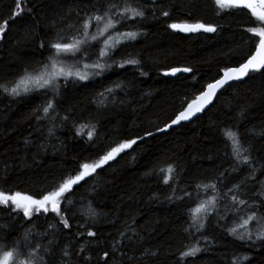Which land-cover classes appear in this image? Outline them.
<instances>
[{
  "label": "trees",
  "instance_id": "16d2710c",
  "mask_svg": "<svg viewBox=\"0 0 264 264\" xmlns=\"http://www.w3.org/2000/svg\"><path fill=\"white\" fill-rule=\"evenodd\" d=\"M115 2L121 7L131 3L145 16L119 26L121 31L139 35L120 44L115 52L109 49L111 58H104L108 64L103 74L83 69V63L98 61L102 46L89 40L79 52L57 57L86 70L87 81L59 79L55 82L58 93L34 90L12 96L0 91V191L38 198L62 175L97 159L115 142L138 139V143L87 177L76 186L74 195L69 194L73 203L61 206L69 229L51 212L34 215L29 221L22 212L0 206V245L7 243L11 248L12 242L21 240L22 244H39L41 251L54 248L45 256L48 264H62L65 248L71 253V264H231L244 255L250 259L243 264H264V242L241 243L229 234L234 227L245 231L240 224L251 211L248 205H233L230 197L235 193L238 199L258 203L255 193L264 181V136L260 135L264 130V74L252 73L224 89L191 124L158 134V128L203 86L221 76L226 66H238L254 48L253 41L258 44L259 37L245 31L253 22L250 13L220 9L214 0ZM12 3L0 0V20L9 15ZM107 3L26 0L22 16L10 21L0 39V83L11 87L9 82L18 81L26 69L34 73L50 66L54 50L47 45L82 38L77 28L85 14L103 10ZM163 11L170 15L163 16ZM170 23H203L216 31L183 34L169 28ZM42 42L46 47H40ZM127 59H138L140 64L119 67ZM177 66L191 67L193 72L176 78L163 75ZM53 96L55 111L37 122L34 110ZM92 126L96 135L89 141ZM228 130L242 137L250 166L234 158ZM149 131L154 135L147 137ZM140 136L146 139L139 140ZM168 165L175 171L165 184V173L159 170ZM252 168L255 179L249 175ZM237 183L241 187L230 192ZM213 198L216 202L209 204V215L193 216L200 204ZM89 208L95 210V218L88 215ZM194 219L203 223L200 231ZM254 224L248 227L254 230ZM29 228L32 232L24 241ZM88 230L97 236L87 237ZM82 246L84 253L79 252ZM192 247L202 251L181 260L182 253ZM105 252L109 253L107 260Z\"/></svg>",
  "mask_w": 264,
  "mask_h": 264
},
{
  "label": "snow or ice",
  "instance_id": "6c2138e0",
  "mask_svg": "<svg viewBox=\"0 0 264 264\" xmlns=\"http://www.w3.org/2000/svg\"><path fill=\"white\" fill-rule=\"evenodd\" d=\"M155 3V0H152ZM216 6L220 9H244L250 13V19L253 21L249 26L245 28V31L251 33L253 37H259V42L256 44L255 41L252 43L255 45L254 48L248 53L246 58L238 66H226L223 69V75H218L211 82H208L206 86H203L199 93L190 102L183 105L180 109L169 118V121L163 127H159V132H168L173 129L174 126H180L183 122L192 120L193 117L199 113H204L205 109L209 105H213L214 99L217 98V93L228 85L231 81H240L245 77L249 76V73H262L264 74V0H214ZM26 8V0H13L10 6L9 15L6 18L0 20V39L4 38L6 31L9 29L10 21H15L17 17H21L22 13ZM28 13L31 14L32 9H27ZM79 15V14H77ZM163 16L168 17L170 13L163 11ZM145 16L144 11L134 6L131 3L125 2L121 7L120 4L116 3L115 0H108L106 7L103 10L93 9L90 14H85L82 21L77 28V31L81 33L82 38H74L71 43L61 42L60 40L50 42L47 47L54 50V55L51 60V67L56 69L60 63L57 57L62 54H75L81 50V47L89 42L99 41L102 45L99 50V59L93 63H83V69H95L96 74H103L106 70L108 61L105 57H110V52H115L117 47L126 43L130 40H135L139 33L134 31H121L120 25L127 24L129 20H136L137 18L143 19ZM74 27V25H70ZM168 27L177 32H215L216 28L203 23L195 24H179L170 23ZM95 28V31H90ZM126 38V39H123ZM41 48L46 47L42 42ZM86 59V58H85ZM126 64L133 66L139 65L138 59H127L119 64V67L124 68ZM110 66V65H109ZM45 71H36L30 73L25 70V73L18 81L9 82L12 84L11 87L6 83H0V91L12 95L20 96L21 94H27L31 91H45L53 90L58 93L59 88L55 81L63 78L65 81L68 79H75L79 81H87L89 79V73L80 69H64L59 68L58 72L48 71V65L44 66ZM191 67H174L170 71H165V76H177V73H192ZM141 75H146L145 72H141ZM109 92L113 89L109 88ZM101 96L104 94L101 93ZM54 99L46 100L45 104L37 107L34 110V117L37 122L50 117L51 112L55 111ZM42 113V114H41ZM31 118V117H30ZM67 119V116H65ZM83 127V126H82ZM51 134V132H50ZM77 135H83L82 132L77 131ZM96 135L95 126H92V130L87 133L89 141L93 140ZM154 133L151 131L147 132L146 136H153ZM260 135L264 136V130H261ZM146 139L145 136H140L139 140ZM227 139L231 143L232 153L238 163L243 165H251L250 153L247 147L244 146V142L238 131L228 130ZM27 144L28 141H25ZM138 143V139H125L122 141L115 142L114 145H110L106 151L99 155L97 159L91 162H83L78 165L74 172H68L61 176L58 182H53L52 187L47 191H43L39 194L38 198H35L31 194H22L16 191L14 194H5L0 191V206L9 207L12 212H22L23 217L31 221L33 216H39L41 213L47 215L49 212L53 213L58 217V223L63 225L65 229L71 227L69 220L65 216V210L61 207L62 204H72L73 200L69 194L74 195L75 190H78L76 186L82 184L87 177H91L97 174L98 169L104 168L109 164L110 161L116 160L128 149H132L133 145ZM248 153V155H245ZM236 169H234L235 171ZM160 172L165 173L163 182L169 183L172 179V173L175 168L172 165H168L167 168H160ZM255 168H252L250 178L255 179ZM243 183V182H241ZM241 183L234 185V188H230L229 191L234 193V189L238 190L241 187ZM262 189L255 195L259 198V202L249 203L246 199H238L234 193L230 199L233 205H239L243 207L248 205L251 211L243 218V222L240 227L245 229L244 232H239L237 228L229 230V234L232 235L236 240L241 243L251 242L255 244L256 241L264 242V212L260 209L264 208V181L261 182ZM213 189L216 188L215 184H212ZM215 198L208 201L207 203L200 204L194 211L193 216L199 217L200 213L209 215V204L215 205ZM88 215L91 218H95V210L89 208ZM252 222L254 224V230L249 228L248 225ZM193 225L197 231H200L204 225L202 222H198L197 219L193 220ZM52 227V226H50ZM32 229L29 228L23 237L24 241L28 240ZM47 235V233H45ZM87 237H96L97 232L88 230L86 231ZM52 241L49 240V245ZM264 246V243H262ZM115 248V246H113ZM55 251L54 248H43L39 244H22L21 240L12 242L11 248L8 247L7 243L0 245V264H48L45 256L51 255ZM202 249L199 247H192L189 251H184L181 260L187 257H194L200 253ZM80 253L85 252V247L79 248ZM62 264H71V253L65 248L62 249ZM155 255V253H152ZM109 253H104V259L107 260ZM90 259V257H85ZM250 257L244 255L236 257L231 261V264H243V261L249 260Z\"/></svg>",
  "mask_w": 264,
  "mask_h": 264
},
{
  "label": "water",
  "instance_id": "95a60500",
  "mask_svg": "<svg viewBox=\"0 0 264 264\" xmlns=\"http://www.w3.org/2000/svg\"><path fill=\"white\" fill-rule=\"evenodd\" d=\"M177 32V31H176ZM179 33H183V34H189V33H185V32H179ZM190 33H195V32H190ZM181 74H184V73H177V76H175V77H172V76H165V77H167V78H176V77H178L179 75H181ZM250 74H252V73H249V75ZM223 75V74H222ZM221 75V76H222ZM246 78V77H245ZM244 78V79H245ZM244 79H242V80H240V81H231L228 85H225L224 86V88H222L218 93H217V96L224 90V89H226L227 87H229V86H231V85H234V84H238V83H240L241 81H243ZM215 100L216 99H214V101H213V103L215 102ZM212 105H209V107L207 108V109H205V112L211 107ZM203 113H199V114H197V116H195V117H193L192 118V120H190V121H188V122H183L181 125H187V124H191L192 122H194L196 119H198L199 117H201V115H202ZM180 125V126H181ZM178 126H174L173 127V129H175V128H177ZM170 130H172V129H170ZM169 130V131H170ZM162 133H165V132H159L158 131V134H162Z\"/></svg>",
  "mask_w": 264,
  "mask_h": 264
},
{
  "label": "rangeland",
  "instance_id": "374dc122",
  "mask_svg": "<svg viewBox=\"0 0 264 264\" xmlns=\"http://www.w3.org/2000/svg\"><path fill=\"white\" fill-rule=\"evenodd\" d=\"M69 54H71V53H69ZM68 56V54H62L60 57H63V56ZM60 63L58 64V66H57V68L56 69H53L52 67H51V65L50 66H48V71H52V72H58L59 71V68L60 67H63L64 69H69V68H72V69H80V70H83L82 68H76V67H74V65H73V63H71V62H68V61H65V60H63V61H61V60H58ZM87 70V69H86ZM85 70V71H86ZM42 71H45V69L44 70H42ZM62 79V78H61ZM59 80V79H58ZM57 81V80H56ZM55 81V82H56Z\"/></svg>",
  "mask_w": 264,
  "mask_h": 264
}]
</instances>
